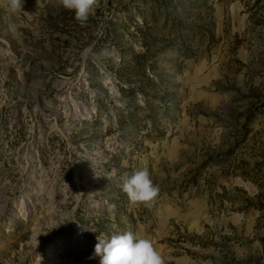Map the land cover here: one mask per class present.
<instances>
[{
	"label": "rangeland",
	"instance_id": "374dc122",
	"mask_svg": "<svg viewBox=\"0 0 264 264\" xmlns=\"http://www.w3.org/2000/svg\"><path fill=\"white\" fill-rule=\"evenodd\" d=\"M143 168L159 194L132 205ZM126 231L164 264H264V0H100L83 25L0 0V264H100Z\"/></svg>",
	"mask_w": 264,
	"mask_h": 264
},
{
	"label": "clouds",
	"instance_id": "9594fccd",
	"mask_svg": "<svg viewBox=\"0 0 264 264\" xmlns=\"http://www.w3.org/2000/svg\"><path fill=\"white\" fill-rule=\"evenodd\" d=\"M59 4L74 11L76 21L82 25L100 6V0H58ZM13 12L22 6V0H7ZM40 0H37L39 5ZM121 191L126 194L130 204H147L159 194V187L153 184L147 168L135 170L131 175H125L120 184ZM71 222V221H69ZM65 223H57L54 228ZM94 257L100 258V264H164V259L148 238H142L138 233L126 231L123 234H105L96 237Z\"/></svg>",
	"mask_w": 264,
	"mask_h": 264
}]
</instances>
